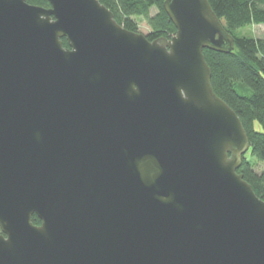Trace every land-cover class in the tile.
I'll list each match as a JSON object with an SVG mask.
<instances>
[{
	"label": "water",
	"instance_id": "95a60500",
	"mask_svg": "<svg viewBox=\"0 0 264 264\" xmlns=\"http://www.w3.org/2000/svg\"><path fill=\"white\" fill-rule=\"evenodd\" d=\"M48 1L0 0V264H264L210 1L165 0L177 32L154 40L100 0Z\"/></svg>",
	"mask_w": 264,
	"mask_h": 264
},
{
	"label": "trees",
	"instance_id": "16d2710c",
	"mask_svg": "<svg viewBox=\"0 0 264 264\" xmlns=\"http://www.w3.org/2000/svg\"><path fill=\"white\" fill-rule=\"evenodd\" d=\"M29 3L49 7L48 0H27ZM115 15L125 28L139 31L136 17H144L151 32L150 40L159 37H173L177 28L165 10V0H100ZM226 30L235 38V48L228 53L204 49L206 60L211 67V82L216 94L225 100L239 115L250 140L251 157L246 154L239 173L252 184L257 195L264 200V171L254 167L264 164V37L246 36L240 29L264 24V0H209ZM156 7L157 13L151 15ZM64 45L69 46L66 38ZM250 88V94L241 93L237 85ZM261 124L263 131L256 128ZM35 224H41L37 215Z\"/></svg>",
	"mask_w": 264,
	"mask_h": 264
},
{
	"label": "rangeland",
	"instance_id": "374dc122",
	"mask_svg": "<svg viewBox=\"0 0 264 264\" xmlns=\"http://www.w3.org/2000/svg\"><path fill=\"white\" fill-rule=\"evenodd\" d=\"M155 13H157V8L154 7L151 9V15H154ZM136 20L139 23V32L144 33V34H149L151 32V27L149 26L147 20L144 17H136ZM240 33L242 35H246V36H255V37H264V24H253V25H249L246 26L242 29H240ZM237 89L239 90V92L243 93L245 92L246 94H250L251 93V89L250 88H245L246 90H244L242 88V86H239V84L237 85ZM256 128L259 131H263V128L261 126V124L256 123ZM246 158L247 159H252L253 161H255V158L251 157V151H248L246 153ZM259 173H262L264 171V164H257V166L254 167Z\"/></svg>",
	"mask_w": 264,
	"mask_h": 264
}]
</instances>
